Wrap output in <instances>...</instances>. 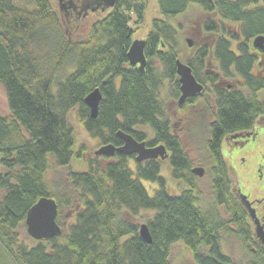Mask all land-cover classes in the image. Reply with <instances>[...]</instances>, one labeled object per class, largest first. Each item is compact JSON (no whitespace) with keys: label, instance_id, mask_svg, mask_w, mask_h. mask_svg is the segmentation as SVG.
<instances>
[{"label":"trees","instance_id":"16d2710c","mask_svg":"<svg viewBox=\"0 0 264 264\" xmlns=\"http://www.w3.org/2000/svg\"><path fill=\"white\" fill-rule=\"evenodd\" d=\"M251 2L157 0L164 18L182 14L194 3L211 17L194 34V48L185 58L195 79L207 84L204 70L215 60L213 67L224 76L242 77L247 92L216 89L208 142L213 161L211 205L203 210L197 204L190 161L159 98L165 79L178 92L175 27L164 18L152 21L144 37L146 64L140 71L129 64L127 51L133 40L128 24L132 17L134 22L141 20L142 0H118L90 25L89 38L73 42L66 39L49 0H0V85L9 109V117L0 114V243L12 260L1 261L5 255L0 252V264H171L176 243L184 245L195 264H264V246L231 189V175L220 154L224 136L249 129L264 114V100L257 98L264 90V74H251L252 60L246 55L251 46L247 39L264 34V5L249 8ZM218 17L233 22V31L216 24ZM50 30L57 37L53 49H47ZM154 57L161 71L153 67ZM65 62L74 68L65 70ZM93 89L101 94L94 118L83 102ZM74 107L85 132L101 146L121 145L117 131L148 147L163 144L171 176L182 189L176 194L168 191L160 158L136 161L131 168L128 161L133 156L94 154L86 159L85 170L68 172L78 208L70 211L72 222L64 230L58 222L65 220L61 200L51 193L46 176L50 159L63 167L74 154L75 137L66 117ZM143 181L155 185L151 193ZM42 196L55 197L61 233L37 240L30 236L29 245L18 238L17 229ZM65 201L67 205L68 198ZM139 222L147 226L150 243L139 235ZM229 232L248 249L245 263L222 250L221 234Z\"/></svg>","mask_w":264,"mask_h":264},{"label":"rangeland","instance_id":"374dc122","mask_svg":"<svg viewBox=\"0 0 264 264\" xmlns=\"http://www.w3.org/2000/svg\"><path fill=\"white\" fill-rule=\"evenodd\" d=\"M24 1V0H22ZM76 1V0H75ZM144 2V11L140 21L134 22V17L129 22V26L133 31V39H144L145 35L150 31L152 21L154 19L164 18L166 16L162 15L157 0H142ZM51 5V10L55 11L57 14V22L62 26L66 39L70 41H79L85 40L89 38L88 29L90 25L95 22L97 19L102 17L103 14H106L109 10H106L101 15L99 12L90 11L85 14L84 17H81L80 21H75L73 26L68 25L66 18L61 13L57 5L56 0H49ZM252 4L257 7L260 5H264V0H254L251 4H247L250 8ZM259 5V6H258ZM210 17L206 14L204 9L200 7L198 4H191L187 10L174 17H167L166 19L170 24L175 27L176 30V41L178 46V58L180 61L185 62L186 56L192 53L191 48L193 47V42L196 41L194 38V34H199L201 32L204 19ZM211 18V17H210ZM216 24L222 23L225 25L226 29L230 32L233 31V27L235 26L233 22L228 21L226 19H221L220 17L216 18ZM78 25V28H77ZM73 27H76V30H73ZM198 29V32H195ZM49 36L47 37V49H53L55 41L57 40L56 32L53 31L48 32ZM229 36V35H228ZM190 39L192 45L189 47L187 45L186 39ZM205 37L202 38V40ZM240 40H245L242 35H240ZM254 37L248 38L247 40H252ZM51 44V46H50ZM235 45V42H233ZM50 46V47H49ZM56 47V46H55ZM196 47V46H195ZM194 48V47H193ZM70 58V57H68ZM153 67H157L160 70L159 60L154 57ZM68 60V59H67ZM213 65V64H212ZM73 64L71 62H65V70H72ZM161 71V70H160ZM177 75V74H176ZM178 78V75H177ZM240 90L243 91L244 95H247L245 89L240 87ZM176 91L174 86L169 82V80H163L162 85L159 89V98L162 101L164 108L167 112V117L170 122L171 131L174 135L179 139L182 148L188 157L191 168L201 167L203 169V175L197 176L195 175L194 183L198 190V205L203 210L208 209L211 205V193H212V168L213 161L211 158V153L209 151L208 142H209V125L215 119L216 115V107L213 100L210 97L206 96L205 98L194 99L193 102L179 105L178 104V96H176ZM257 98L261 101L264 100V90L257 92ZM0 114L3 116L9 117V109L7 105V99L5 96V92L0 85ZM66 117L68 123L72 127L73 135L75 137V143L72 147L73 156L67 166L58 167L49 160V170L47 172V181L51 193L54 196H58L61 200L60 204V212L65 217V220H58L60 225L64 230H66L67 223L72 222L70 215L73 214L72 208L77 203V193L74 191L72 183L68 177L69 171H83L86 169V159L88 157H92L94 155V151H96L99 146V143L96 139L91 138L82 127L77 109L71 108L67 111ZM145 130V128H143ZM261 134V141H257L256 148L258 147L259 152L264 154V130ZM77 153V154H76ZM136 160L133 156L129 158L128 165L131 168L135 167ZM234 163H239V160H236ZM239 168V167H237ZM230 171V170H229ZM231 176L236 180L237 176L232 169L230 171ZM162 175L165 177L166 186L168 191L171 194L178 193L183 184L173 176H171L170 168L167 163V159L163 160V168ZM240 178V184L245 192L248 193L250 191V199L255 196H259L260 192L256 188H252L249 190L248 183L245 178ZM238 178V179H239ZM143 185L148 190V193H151V189L155 185L143 181ZM234 193V192H233ZM236 196V194L234 193ZM53 198V197H52ZM66 198H68V204L66 205ZM55 199V197L53 198ZM77 206V205H76ZM78 208V206H77ZM226 218V217H225ZM248 224L251 229L254 231V225L252 224L250 218L248 217ZM142 222H139V225ZM18 238L31 245L33 240L28 235L26 231V225L21 224V226L17 229ZM234 233V232H233ZM233 233H225L221 234L220 246L222 250L228 254L234 261L238 263H245L249 259L248 249L244 246L241 238L236 236ZM0 252L5 256H2L1 261L11 260L5 249L2 247L0 243ZM1 255V254H0ZM12 261V260H11ZM170 263L171 264H195L191 254L181 243H176L172 246L171 254H170Z\"/></svg>","mask_w":264,"mask_h":264},{"label":"flooded vegetation","instance_id":"af4514ba","mask_svg":"<svg viewBox=\"0 0 264 264\" xmlns=\"http://www.w3.org/2000/svg\"><path fill=\"white\" fill-rule=\"evenodd\" d=\"M56 1L61 13L66 18L65 22H67L70 26H73L75 21H80L81 17H84L85 14L89 13L90 11L99 12L101 15L103 12L113 8L115 5L114 4L112 7L107 8L104 6L102 0ZM77 28L73 27V30H76ZM252 40H247L251 46H249L250 51L246 52V55L252 60L251 74L262 75L264 74V50L260 51L255 48L253 46ZM215 63L216 62L214 60L213 66ZM213 66L211 69L204 70L205 76L208 79L207 84H203L196 79L203 85V91L191 98L200 99L201 97L205 98L208 96L211 100H213L216 107L217 88L224 91H231L234 89L240 90V87L243 89L245 88L242 77L238 76L236 73H232L229 76H224L222 72H220V69ZM177 93L180 96L179 86ZM188 99H186L185 102ZM261 130H264V114L259 115L249 129L237 131L224 136L220 143V154L227 165L228 170L231 171L233 169L235 175L237 176L236 180L231 176L232 191L236 194L238 199L240 195L245 196L247 203H249L245 210L248 216V209H252L254 211L255 216L259 219V223L262 228L260 232H262V235L264 236V154H261V152L258 150V147H255L258 138L259 141L262 140L260 136L263 131ZM236 160H239V163H234ZM230 171L229 173H231ZM239 177L245 178L248 183L249 190L254 187L260 192V195L250 199V191L247 193L243 190Z\"/></svg>","mask_w":264,"mask_h":264},{"label":"water","instance_id":"95a60500","mask_svg":"<svg viewBox=\"0 0 264 264\" xmlns=\"http://www.w3.org/2000/svg\"><path fill=\"white\" fill-rule=\"evenodd\" d=\"M104 6L107 8L112 7L118 0H102ZM187 45L190 47L192 42L186 39ZM253 46L260 51L264 50V35L260 34L253 38ZM145 40L133 39L127 51V58L129 64L136 65L140 71L143 70L146 64V57L144 54ZM176 74L178 75V83L180 96L178 104L181 105L186 99L196 96L203 91V85L199 83L194 75L190 66L179 59L176 60ZM101 94L98 89H93L84 98V104L89 108L90 116L95 117ZM116 136L121 140V145L114 146L111 143L100 146L95 155L112 157L115 153L125 156H134L137 162H142L149 159L160 158L164 160L168 157L167 151L163 144H158L153 147H148L143 141L135 140L130 134L122 131H117ZM194 175L202 176L203 169L201 167H194L191 169ZM239 200L244 208H247V203L244 195H240ZM57 203L55 199L42 196L40 197L27 211L25 218L26 231L33 239H47L61 233V228L56 222L57 216ZM250 219L254 224V234L259 240L261 245L264 246V236L262 235L261 225L259 219L256 218L252 209H248ZM264 234V233H263ZM139 235L147 243L151 242V237L148 228L145 224L139 227Z\"/></svg>","mask_w":264,"mask_h":264}]
</instances>
